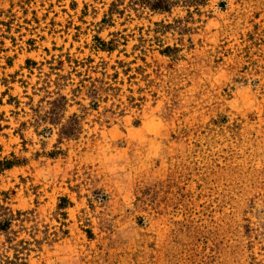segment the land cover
Listing matches in <instances>:
<instances>
[{
  "label": "rangeland",
  "instance_id": "1",
  "mask_svg": "<svg viewBox=\"0 0 264 264\" xmlns=\"http://www.w3.org/2000/svg\"><path fill=\"white\" fill-rule=\"evenodd\" d=\"M5 160L0 264H264V0H0Z\"/></svg>",
  "mask_w": 264,
  "mask_h": 264
},
{
  "label": "trees",
  "instance_id": "2",
  "mask_svg": "<svg viewBox=\"0 0 264 264\" xmlns=\"http://www.w3.org/2000/svg\"><path fill=\"white\" fill-rule=\"evenodd\" d=\"M156 6H159L158 8H162V7H160V5H156ZM163 8H165V7H163ZM111 48H113V47H110V49ZM169 50H170V48L167 47L163 52H166V51H169ZM4 164L6 165L5 167H9V165L7 166V164H9L8 161H6V160L5 161H0V171L3 168Z\"/></svg>",
  "mask_w": 264,
  "mask_h": 264
}]
</instances>
